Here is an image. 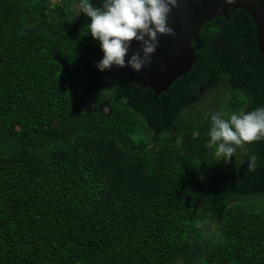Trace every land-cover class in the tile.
Instances as JSON below:
<instances>
[{"label": "trees", "instance_id": "1", "mask_svg": "<svg viewBox=\"0 0 264 264\" xmlns=\"http://www.w3.org/2000/svg\"><path fill=\"white\" fill-rule=\"evenodd\" d=\"M78 5L0 0V264H264V139L206 146V113L264 105L252 19L207 22L155 96L94 67Z\"/></svg>", "mask_w": 264, "mask_h": 264}, {"label": "clouds", "instance_id": "2", "mask_svg": "<svg viewBox=\"0 0 264 264\" xmlns=\"http://www.w3.org/2000/svg\"><path fill=\"white\" fill-rule=\"evenodd\" d=\"M178 0H79L77 12L87 16V34L98 41L100 58L94 67L104 71L112 66L139 70L151 61L158 45V34L175 35L167 24L168 13L177 7ZM132 41L138 49L130 51ZM209 126L206 146L212 149L215 160L227 163L236 147L246 142L264 139V105L245 111L206 113ZM256 167L255 155L249 156L246 168Z\"/></svg>", "mask_w": 264, "mask_h": 264}, {"label": "water", "instance_id": "3", "mask_svg": "<svg viewBox=\"0 0 264 264\" xmlns=\"http://www.w3.org/2000/svg\"><path fill=\"white\" fill-rule=\"evenodd\" d=\"M238 9L252 19L260 52L264 54V0H178L177 7L172 8L167 17V24L175 35L158 34V45L148 65L135 71L127 65L110 68L113 71L119 69L132 82L151 89L158 96L186 75L198 59L192 42L201 28L212 19L229 18ZM133 49H138L135 41L130 45V51Z\"/></svg>", "mask_w": 264, "mask_h": 264}, {"label": "flooded vegetation", "instance_id": "4", "mask_svg": "<svg viewBox=\"0 0 264 264\" xmlns=\"http://www.w3.org/2000/svg\"><path fill=\"white\" fill-rule=\"evenodd\" d=\"M229 17H230V16H229ZM221 18H222V17L215 18V19H217V20H218V19H221ZM226 19H227V18H226ZM200 90L203 92V91H204V86H203V87H201V88H200ZM204 92H205V91H204ZM204 96H205V93L203 94V96H202V97H204Z\"/></svg>", "mask_w": 264, "mask_h": 264}, {"label": "rangeland", "instance_id": "5", "mask_svg": "<svg viewBox=\"0 0 264 264\" xmlns=\"http://www.w3.org/2000/svg\"><path fill=\"white\" fill-rule=\"evenodd\" d=\"M203 100H204L203 103L207 102V100H208V96H205V98H204ZM203 103H202V104H203Z\"/></svg>", "mask_w": 264, "mask_h": 264}]
</instances>
